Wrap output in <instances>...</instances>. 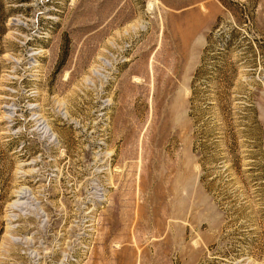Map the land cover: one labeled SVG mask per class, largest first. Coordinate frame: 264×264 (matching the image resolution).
Here are the masks:
<instances>
[{
  "label": "rangeland",
  "instance_id": "1",
  "mask_svg": "<svg viewBox=\"0 0 264 264\" xmlns=\"http://www.w3.org/2000/svg\"><path fill=\"white\" fill-rule=\"evenodd\" d=\"M0 264H264V0H0Z\"/></svg>",
  "mask_w": 264,
  "mask_h": 264
},
{
  "label": "trees",
  "instance_id": "2",
  "mask_svg": "<svg viewBox=\"0 0 264 264\" xmlns=\"http://www.w3.org/2000/svg\"><path fill=\"white\" fill-rule=\"evenodd\" d=\"M204 58V57H203ZM197 77V74H196V76H195V78ZM229 126H230V124H229Z\"/></svg>",
  "mask_w": 264,
  "mask_h": 264
}]
</instances>
